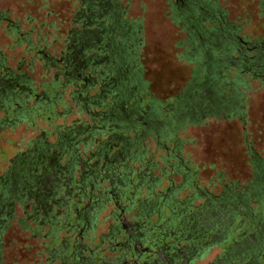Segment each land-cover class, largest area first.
<instances>
[{
  "label": "flooded vegetation",
  "instance_id": "obj_1",
  "mask_svg": "<svg viewBox=\"0 0 264 264\" xmlns=\"http://www.w3.org/2000/svg\"><path fill=\"white\" fill-rule=\"evenodd\" d=\"M196 3L197 0L170 1L175 17L182 21L186 16L193 19L191 37L196 36L202 44L203 35L213 36L217 47L225 36L229 37L228 44L235 39V54L224 58L229 63L242 60L255 65L264 61V40L245 46L249 41L235 31L229 35L220 31L222 24L228 25L224 20L213 22L212 8L206 2L198 6ZM80 4L73 19L79 26L68 30L64 48L56 55L34 50L40 53L41 67L52 72L51 81L40 91L34 92L29 76L19 70L21 59L14 72L0 61V127L28 111L34 101H59L66 85L71 87L69 97L78 112L89 117L51 124L58 114L54 112L56 103L46 108L51 115L44 117L48 130L40 128L23 149L8 159L0 174V229L14 217L16 206L21 208L24 216L19 223L33 221L32 234L49 238L45 243L51 245L46 264H264V221L252 220V209L246 204L256 192L252 182L241 191L226 186L219 195L199 192L195 186L193 192L203 200L193 204L192 195L177 196L188 180L186 172L180 183L170 180L161 191L154 189L161 178L148 171L152 163L132 168L140 160L138 148L145 134L159 142L169 133L170 122L197 120L208 105L219 109V101L208 100L203 105L206 92L197 94L200 82L192 78L171 103V114L160 117L152 101L139 107L135 98L144 90L133 53L139 24L122 17L116 0H80ZM195 8L199 10L196 18L192 16ZM206 17L211 19L212 32L203 25ZM3 20L9 25L8 18ZM251 47L255 51L246 54ZM188 48V53L197 51L192 46ZM202 65H196L194 73ZM262 66L264 63L257 68ZM50 85L57 87L52 100L45 90ZM195 98H199L197 110L194 104L186 103ZM101 105L104 107L99 108ZM72 111L66 108L60 114ZM195 116L198 117L194 119ZM255 176L261 179L264 173L255 172ZM239 214L244 216L233 226ZM244 218L249 220L247 227L231 237ZM44 225L45 230L41 227ZM212 248L217 252L210 254Z\"/></svg>",
  "mask_w": 264,
  "mask_h": 264
},
{
  "label": "rangeland",
  "instance_id": "obj_2",
  "mask_svg": "<svg viewBox=\"0 0 264 264\" xmlns=\"http://www.w3.org/2000/svg\"><path fill=\"white\" fill-rule=\"evenodd\" d=\"M116 1L123 11L122 17L140 26L139 32H136L138 42L133 53L136 57L134 63L140 69L139 81L143 84L144 92L135 101L139 102L141 108L152 101L160 117L165 113L171 114L170 105L186 83L198 78L196 82L200 83L195 89L198 94L211 80L203 78L202 67L198 73H194L195 66L202 63L201 59H195L194 54L187 52L192 45L191 36H187L188 31L183 27L185 18L182 21L173 15L171 0ZM201 1L212 8L213 22L219 24L224 20L230 31H235L242 39L249 41L245 46L264 40V0H197L198 4ZM80 6V0H0V61L14 72L21 59L19 70L29 76L34 92L40 91L52 79L51 69L41 67L40 53L35 54L34 50L43 49L56 55L63 49L67 43L68 30L79 26L73 19ZM192 16H195V12ZM3 18L10 20L9 25ZM206 18L203 22L208 28L212 22ZM132 43L129 41L128 44ZM253 49L249 48L246 54L250 55ZM236 64L237 61L230 62L228 77H232ZM242 77L246 84L244 87L242 84L236 85L241 97L235 102L236 107L231 114H212L213 110H208L192 122L186 118L177 124L170 122L169 133L159 142L151 134H145L138 148L140 160H136L132 168L136 169L139 165L143 168L145 162L152 163L153 167L148 166V171L152 176L161 178L154 187L161 191L170 180L174 184L180 183L186 172L188 180L177 191V196L190 194L193 204L203 200L202 196H196L193 192L195 186L200 189L199 192L206 191L212 195H219L226 186L241 191L253 177L254 157L264 159V79L248 68ZM70 90V85L62 88L60 100L54 107V112L58 114L50 120L51 124L64 123L81 116L89 120L84 113L78 112V106L69 97ZM32 99L31 94L28 101L32 102ZM214 100L217 101V98L212 97ZM66 108L73 111L61 115L60 112ZM206 112H210V115ZM40 128L47 129L43 116H36L29 122L23 119L13 121L0 127V174L8 164V159L23 149ZM163 129L168 131L166 127ZM49 139L52 140V137ZM246 204L264 217V206L254 198H250ZM23 216L21 208L16 206L14 217L0 229V264H46V252L51 245L45 243L49 238L33 235L34 222L25 219L24 223H19ZM242 216H236L232 225L236 226ZM248 224L249 220L244 218L236 231H232L231 237ZM97 226L100 228L99 221ZM41 227L45 230L46 225ZM214 252H217V248L210 250V254Z\"/></svg>",
  "mask_w": 264,
  "mask_h": 264
},
{
  "label": "trees",
  "instance_id": "obj_3",
  "mask_svg": "<svg viewBox=\"0 0 264 264\" xmlns=\"http://www.w3.org/2000/svg\"><path fill=\"white\" fill-rule=\"evenodd\" d=\"M200 4L196 3V6H198ZM199 15V10H197L195 8V16ZM195 16H193L194 18H196ZM184 18H188L187 16ZM208 21H210V17L206 18ZM216 23V22H215ZM191 24H195L192 18H188V21H184L183 27L187 29L188 33L191 36V32L192 29L191 28ZM204 25V24H203ZM225 24H222V29L220 30L222 33H225L227 35H229L230 32V27L228 25V27L224 26ZM212 28L213 27H208L207 30L209 32H212ZM195 29H197V26L195 25ZM214 31V30H213ZM211 34V33H210ZM209 35V34H208ZM205 37V40H203L202 44L200 43V41L198 40V38H196V36H193V38L191 37L190 42L192 43V47L197 48L196 53L194 54V58L195 59H201V63H203L202 66V70H203V78H208L211 79L208 83V85H206L203 89L206 92L203 100V105H205L207 102H209L208 100H212V97H216L217 101H219L218 106L219 109H216V106L213 105H208L207 108L205 109V111H208L207 109L209 107H212L213 111L212 114H231V112L234 110V108L236 107L235 102L238 101L241 97V92L240 89H238L236 87V85H240L242 84L243 87L246 84V81L244 79L243 74L246 73V69L248 68V70H251V72H254L257 76L261 77L262 79H264V66L257 68V66L260 63H264V61L261 59L258 63L259 64H255V65H250L248 62L246 61H237L236 64V68H234L233 71V75L232 77L229 76L228 77V71H229V65L230 63L228 61H225L224 58L228 56L229 52H231L232 54H234V50L236 49L237 44H236V40L235 39H231L233 41V44H228L226 41H228L229 37H223L222 39V43L220 44V47L216 46V41L213 38V36L208 37L207 35H203ZM233 38V37H232ZM221 39V38H219ZM259 43V42H258ZM255 51V49H253L252 53ZM219 53V54H218ZM206 54H208L210 56V58L207 59ZM240 63H245L244 66H242ZM247 66H251V67H247ZM55 89H57L56 86L54 85H50L48 88L46 87V92L48 94V97L51 98L52 94L54 93ZM53 98H51L50 100H52ZM34 101V100H33ZM197 101H199V98H195L194 99V108L195 110L198 109L197 106ZM58 99H54L51 101V103H43L40 101H34L30 106H29V110L26 112H22L20 116H18L17 118L14 119V122L18 121V120H24L26 122H29L31 120H33L34 117L36 116H47L50 117L51 115L49 114V111H47L46 108H52L54 103H57ZM192 102V101H190ZM234 102V103H233ZM24 105V103H22ZM196 104V105H195ZM215 105L217 104V102L214 103ZM22 106V105H21ZM225 106V107H224ZM44 107V108H42ZM224 107V108H221ZM42 112H44V114L42 115ZM210 112H206V114H208ZM210 115V114H208ZM51 118V117H50ZM9 119H11V116L9 117ZM13 122V121H12ZM11 122V123H12ZM258 160L260 159H253L252 161V169H253V177L251 178L250 182H252V186L253 188L256 190V192H254L252 194V196H250V198H254L256 200V202L258 204H261L264 206V177L263 178H256L255 176V172L256 174H259L261 171L262 173H264V159H261V163L257 164ZM249 182V183H250ZM250 200V199H249ZM253 216H252V220L253 219H257L260 218L261 221H264V217L260 216L256 209H253Z\"/></svg>",
  "mask_w": 264,
  "mask_h": 264
}]
</instances>
